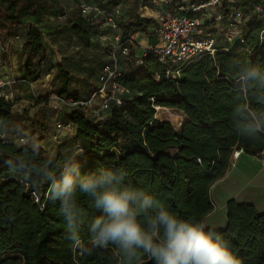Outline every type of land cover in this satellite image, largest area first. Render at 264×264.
I'll return each instance as SVG.
<instances>
[{
  "label": "trees",
  "instance_id": "trees-1",
  "mask_svg": "<svg viewBox=\"0 0 264 264\" xmlns=\"http://www.w3.org/2000/svg\"><path fill=\"white\" fill-rule=\"evenodd\" d=\"M120 1L107 3L116 6ZM181 1L170 0L168 5L174 10L208 0H191L189 6ZM50 7L46 1L0 0V32L4 38L11 37L25 19L46 14ZM202 14L190 13L198 17ZM244 24L236 47L225 41L224 46L215 47L212 56L202 55L183 66L175 80L164 77L156 54L144 52L135 73L128 70L117 78L131 98L125 97L123 105H110L103 118L92 120L77 109L68 111L64 123L75 127L71 142L83 149V155L76 157L82 172L90 173L100 167L122 168L126 172L125 182L155 195L180 216L202 220L210 213L209 188L223 176L232 151L256 155L264 150V139H243L247 135L243 129L235 133L230 123L234 76L228 66L241 58L264 65V19L250 16ZM154 25L152 18L138 14L129 19L123 14L120 22L122 30L144 36L151 35ZM94 27L78 16L68 28L76 41L87 48L89 29ZM43 39L39 27L26 25L22 48L27 59L22 79L33 83L54 69V93L78 100L69 90L72 72L61 63L52 64ZM13 106V102L0 99V134L15 135L12 128L26 116L25 112H16ZM170 109L185 116L178 128L169 121L154 118L156 110L159 113ZM21 152L20 145L0 140V154ZM53 157L57 163L65 159L63 154L48 156L41 149L40 160ZM46 189V184L22 183L13 178L7 167L0 166V264H120V255L111 245L84 253L73 249L58 214L59 202L53 204ZM77 196L86 212L80 237L84 248L90 249L87 226L100 213L90 206L87 196L79 192ZM216 231L228 242L241 264H264V213L250 204L229 200L225 226ZM138 264H154V261L141 253Z\"/></svg>",
  "mask_w": 264,
  "mask_h": 264
},
{
  "label": "clouds",
  "instance_id": "clouds-1",
  "mask_svg": "<svg viewBox=\"0 0 264 264\" xmlns=\"http://www.w3.org/2000/svg\"><path fill=\"white\" fill-rule=\"evenodd\" d=\"M228 71L234 76L232 130L243 129L246 140L264 139V65L241 58L233 60ZM13 131L15 135L0 134V140L19 144L22 152L0 154V166L22 183L47 185V198L53 204L59 202L58 214L74 250L84 253L111 245L120 255V264H138L141 253L154 264H241L215 228L203 220L180 216L155 195L125 182L124 169L100 167L83 173L76 159L83 155L82 148L63 163L54 157L40 160L39 141L18 128ZM78 192L100 213L87 226L90 249L84 248L80 237L86 212Z\"/></svg>",
  "mask_w": 264,
  "mask_h": 264
},
{
  "label": "rangeland",
  "instance_id": "rangeland-1",
  "mask_svg": "<svg viewBox=\"0 0 264 264\" xmlns=\"http://www.w3.org/2000/svg\"><path fill=\"white\" fill-rule=\"evenodd\" d=\"M33 2H49L51 4V9L41 16L43 20L42 28L44 32L43 43L45 45L48 55H50V60L52 64L61 63L73 74V80L70 84L69 90L71 95L76 96L80 100H87L93 93L94 89L92 84H97V75L100 71L101 65L106 62L111 61L110 52L112 50V37L119 35L122 38L123 34L131 35L133 32L121 29L116 32L107 26H102L100 24V19L94 18L92 22L95 25L93 30L89 29L90 33V43L89 47L83 46L81 43L76 41L71 31L69 30V25L75 20L76 16H80L86 19L85 13H81L80 4L85 6L98 4L104 10H109L111 6L107 3L108 0H31ZM170 0H167L166 9L171 10L172 5H168ZM182 4L189 6L191 0H183ZM120 8L122 13L129 19L135 14L148 12L150 13V8H152V3L150 0H121ZM144 5L147 9H144ZM237 8L239 9L246 19L250 16L256 19H264V0H223L221 6L217 9L211 8L206 13L209 17L204 20L203 33L209 35L215 39L216 47H222L225 45V36L231 35V45L236 47L239 42V38L235 37L236 26L233 21L228 17V11ZM87 12V10H86ZM91 16L93 14H90ZM219 15L218 20H214L213 17ZM75 17V18H74ZM41 18V19H42ZM61 18V19H60ZM96 21V22H95ZM59 25V26H58ZM49 26V28H47ZM58 26V27H57ZM57 27V28H56ZM48 29V30H47ZM151 35L136 37V44L130 46L131 53L130 57L126 59L124 56L118 54L116 56V61L120 72H127L128 70L137 71L135 64L131 63L132 60L140 58L144 49L137 47V41L141 38L144 42V46L156 47L160 45L157 34L152 30ZM47 35V36H46ZM225 35V36H224ZM46 36V37H45ZM140 37V38H139ZM8 61V59H7ZM130 61V62H129ZM10 64V61H8ZM25 64V63H24ZM55 70L47 72L33 90V94H30V98L33 100V105L27 104L26 106L22 104L21 112H25L26 116L15 124L11 132L14 134V129H20L23 133L27 134L28 137L32 138L30 130L36 132L40 130L46 136L44 143L48 144L46 146L48 154L52 151L56 152L59 145H61L60 150L63 151L65 158L72 156L78 152L80 145L78 143L71 142L70 130L64 129L60 132L55 130L56 123H66V113L68 110L61 105L54 104L53 96H57L54 93V84L50 85V82H54ZM50 75L49 78L46 77ZM23 77V74L22 76ZM93 89V90H92ZM127 99L131 98L130 94L126 95ZM22 98H15L12 102L15 104H20L18 102ZM40 101L43 105H37L36 102ZM99 99H96L94 104L86 112V117L89 119H96L98 115L95 114V110L98 107ZM14 107V106H13ZM21 109V108H20ZM93 111V112H92ZM109 110L104 111L99 115L103 118ZM155 117L158 120L169 121L173 124L175 128L179 127L182 123L181 114L175 110L170 109L168 112H155ZM65 134V135H64ZM12 135V134H11ZM37 137H41L37 134ZM68 139V144L63 146L62 139ZM36 139V138H35ZM39 139V138H38ZM49 139V140H47ZM66 142V143H67ZM19 145V144H18ZM70 146V150L68 149ZM236 150H233L230 157H234ZM53 152V153H54ZM77 157V155H76ZM261 164L264 166V154L260 157ZM245 161L241 160V162ZM252 163V162H251Z\"/></svg>",
  "mask_w": 264,
  "mask_h": 264
},
{
  "label": "built area",
  "instance_id": "built-area-1",
  "mask_svg": "<svg viewBox=\"0 0 264 264\" xmlns=\"http://www.w3.org/2000/svg\"><path fill=\"white\" fill-rule=\"evenodd\" d=\"M161 6L167 4V0H150ZM221 0H208L206 3L190 6L187 8L178 7L174 10L161 9L155 13L152 19L155 21L153 31L157 34L160 42L159 46L147 47L144 52H153L159 58L163 66L164 77L166 79H177L181 68L188 63L198 59L202 55H213L215 49V39L203 33L204 20L209 17L207 9L215 8ZM163 6V5H162ZM81 13H85L86 20L92 24L94 18L98 16L102 26L109 27L112 32L120 30V22L123 20V13L120 5L111 6L109 10H104L98 4L85 6L80 4ZM146 9V6L143 7ZM87 10V12H86ZM190 13H203L201 17L191 16ZM90 14H93L92 16ZM140 17L150 18L152 13H139ZM228 17L236 26L235 37L241 38V30L244 27L246 17L243 13L233 8L228 11ZM219 19V15L213 17ZM96 22V21H95ZM225 36V35H224ZM231 35L225 36L227 42L231 41ZM136 44L135 34L119 35L112 37V50L110 52L111 61L101 66L97 75V86L87 100H76L71 96H53V103L64 106L68 111L79 110L84 115L99 99L98 107L94 111L99 119V115L106 111L110 105H123L125 97L129 94L128 90L117 82L121 75L116 61L118 54L129 57V47ZM135 66L142 64L141 58L131 61ZM158 80V76H155ZM16 98L14 81L0 80V99L12 102ZM93 112V111H92ZM156 119V117H154ZM68 124L56 123L55 130L60 132Z\"/></svg>",
  "mask_w": 264,
  "mask_h": 264
},
{
  "label": "crops",
  "instance_id": "crops-1",
  "mask_svg": "<svg viewBox=\"0 0 264 264\" xmlns=\"http://www.w3.org/2000/svg\"><path fill=\"white\" fill-rule=\"evenodd\" d=\"M151 3L153 7L148 9L150 10V13H152V16L150 18H152L154 14L159 12L161 9H166V5L159 6L156 3ZM146 13L148 12L146 11ZM41 16H44V14L37 17L25 19L21 26H18L13 30L11 37L4 38L2 32H0V80L14 81L16 98L23 97V99L19 100L18 102H20V104H15L13 109L16 112L20 113L21 110H23L22 104H24L25 106L27 104H34L32 102L33 100L30 98V94H33L32 92L36 88L37 84L43 80L42 79L37 80L33 83H27L21 77L24 71V63L27 59L26 52L22 48L25 27L29 23L34 24L37 27L41 26V21L43 20ZM47 28H49V26ZM40 30L44 35L45 31H43L42 28H40ZM133 34H135L136 37L144 36L140 33ZM143 44L144 42L140 38L139 41H137V47H139L140 49H146L147 47H149H145V44ZM49 57L51 56L49 55ZM7 59L8 61H10V64L8 63ZM49 76L50 75H47L46 80L47 78H49ZM52 84L53 82H50L49 86L51 87ZM96 86L97 84H92L93 88H96ZM36 104L38 106L43 105V103H40V101H37ZM181 117L183 122L185 120V116L181 115ZM180 125L181 124H179V126ZM65 129L70 130V134L72 135L70 138L72 140L75 127L69 124ZM37 134H40L41 137H37ZM31 136L32 138H36V140L39 141V143L42 145L41 149L48 154L46 148L48 147L46 146L48 144L44 143V141L46 140V136L44 135V133L37 130L34 133L32 132ZM68 138L69 137H67L66 139H62L63 146H66L64 144H68ZM60 147L61 145H59L56 152L52 151L48 156H52L57 152L63 154V151L60 150ZM70 148L71 147L68 146V149L66 150H70ZM234 153V157L229 158L228 167L223 176L216 180L209 188V197L212 204V210L202 220L215 228V230H220L225 226L226 203L229 200H234L238 203L250 204L258 212L264 213V166L261 164V159L258 158L264 154V150L256 155L246 154L242 150H236ZM244 159L245 161L241 162V160Z\"/></svg>",
  "mask_w": 264,
  "mask_h": 264
},
{
  "label": "water",
  "instance_id": "water-1",
  "mask_svg": "<svg viewBox=\"0 0 264 264\" xmlns=\"http://www.w3.org/2000/svg\"><path fill=\"white\" fill-rule=\"evenodd\" d=\"M165 121V120H164Z\"/></svg>",
  "mask_w": 264,
  "mask_h": 264
}]
</instances>
